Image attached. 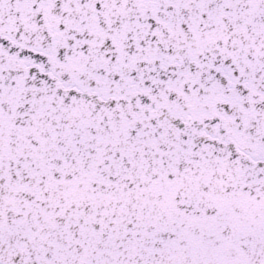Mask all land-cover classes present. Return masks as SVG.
<instances>
[{"label":"snow or ice","instance_id":"1","mask_svg":"<svg viewBox=\"0 0 264 264\" xmlns=\"http://www.w3.org/2000/svg\"><path fill=\"white\" fill-rule=\"evenodd\" d=\"M0 264H264V0H0Z\"/></svg>","mask_w":264,"mask_h":264}]
</instances>
